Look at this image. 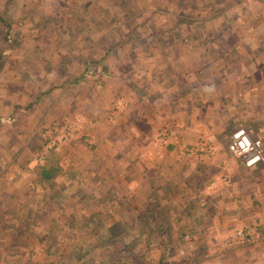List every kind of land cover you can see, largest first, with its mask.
<instances>
[{"label": "rangeland", "instance_id": "1", "mask_svg": "<svg viewBox=\"0 0 264 264\" xmlns=\"http://www.w3.org/2000/svg\"><path fill=\"white\" fill-rule=\"evenodd\" d=\"M0 118V264H264V0H0Z\"/></svg>", "mask_w": 264, "mask_h": 264}, {"label": "trees", "instance_id": "2", "mask_svg": "<svg viewBox=\"0 0 264 264\" xmlns=\"http://www.w3.org/2000/svg\"><path fill=\"white\" fill-rule=\"evenodd\" d=\"M184 22H188L187 20H179V23H180V25L182 24V23H184ZM2 120V118H0V121ZM52 154H54V150L52 149L51 151H50V155H49V157L52 155ZM42 171H41V177H43L44 179H46V180H49V179H53L54 178V176H55V174H57L58 172H60L61 170H62V166L59 164V160H56L55 162L53 161V159L52 158H48V159H46V162H45V164L42 166ZM153 207V206H152ZM156 207V206H155ZM161 214H164L163 212H157L156 213V215H158V217H160V215ZM164 215H167V214H164ZM149 216H153L152 215V212H151V210L148 208L147 210H146V216H142L141 218H143V217H145V219L146 218H149L148 220H152V219H154V218H152V217H149ZM176 219H178V218H176ZM175 219V220H176ZM147 220V221H148ZM172 221H174V218H172L171 220H170V222H169V224L168 225H166L167 226V228L164 230V228H162V223L161 224H159V225H157V228H158V230H155L156 229V227H154V229H151V228H148L147 229V235L148 234H151V233H153L154 231L157 233L159 230H163V231H165V233L163 234V235H160L159 236V244H160V247H161V249L162 250H164V251H166L167 249H168V251H167V253H170L171 251H174V250H176V249H179V246H180V244L182 243V242H184V240H183V234H181V235H179L178 236V238H179V240H178V244H175L174 243V239H173V237H172V235H171V230H172V226H171V223H172ZM147 223V222H146ZM259 225V230H262V228H261V224H258ZM142 231H144V230H142ZM141 231V232H142ZM160 232V231H159ZM162 233V232H161ZM134 243V242H133ZM161 250V258H163L164 257V253H163V251ZM163 253V254H162ZM130 256L132 257V254H130ZM139 259L136 261V262H133L132 264H145L146 263V259H145V257L143 256V255H141L140 257H138ZM148 264H152V263H150L149 262V260H148ZM158 264H162V262H158Z\"/></svg>", "mask_w": 264, "mask_h": 264}, {"label": "built area", "instance_id": "3", "mask_svg": "<svg viewBox=\"0 0 264 264\" xmlns=\"http://www.w3.org/2000/svg\"><path fill=\"white\" fill-rule=\"evenodd\" d=\"M228 150L238 156L249 155L250 159L246 161L247 166L259 162L262 156L260 140L250 139L244 130H238L231 135Z\"/></svg>", "mask_w": 264, "mask_h": 264}]
</instances>
